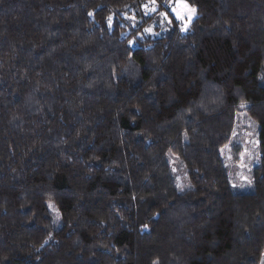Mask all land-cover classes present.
<instances>
[{
	"label": "trees",
	"instance_id": "trees-1",
	"mask_svg": "<svg viewBox=\"0 0 264 264\" xmlns=\"http://www.w3.org/2000/svg\"><path fill=\"white\" fill-rule=\"evenodd\" d=\"M184 1L186 32L132 48L127 17L172 0H0V264H260L264 0ZM241 108L250 193L220 152Z\"/></svg>",
	"mask_w": 264,
	"mask_h": 264
},
{
	"label": "rangeland",
	"instance_id": "rangeland-1",
	"mask_svg": "<svg viewBox=\"0 0 264 264\" xmlns=\"http://www.w3.org/2000/svg\"><path fill=\"white\" fill-rule=\"evenodd\" d=\"M175 7H177V5L174 3V0H172L167 8L163 7L161 9L159 6H155V11H145L142 13L141 18H137L134 15L128 16L127 18L130 23L127 33H132V38L129 42L130 46L132 48L135 47L136 42L139 39L158 37L162 33L169 31L174 26L182 32V22L177 21L173 13V8ZM161 13H167L168 19L172 20V23H168V21L161 16ZM194 18L195 14L193 15L191 22L185 21V23H187V30ZM146 28H150L151 31L145 32L144 30ZM186 31H183L182 33ZM242 109L243 108H241V110L237 113L233 133L229 142L220 150L222 160L227 171L230 187L234 193H250L253 191L252 172L259 164L257 141L258 126ZM234 145H240L241 147L238 163H234L232 161L231 148ZM167 159L178 192L191 190L186 170L181 161L171 154H168ZM48 208L53 220H55L58 217L57 211L52 205H49ZM58 227L59 226L56 224V228ZM260 264H264V253Z\"/></svg>",
	"mask_w": 264,
	"mask_h": 264
},
{
	"label": "snow or ice",
	"instance_id": "snow-or-ice-1",
	"mask_svg": "<svg viewBox=\"0 0 264 264\" xmlns=\"http://www.w3.org/2000/svg\"><path fill=\"white\" fill-rule=\"evenodd\" d=\"M151 3L155 4L156 0H151ZM174 3L177 5V7L173 8V13L175 15V18L177 21H181L182 22V26H181V31H186L187 30V23H185V21L187 22H191V20L193 19V15L196 13V9L195 8H190L185 2L184 0H174ZM147 7V6H145ZM156 9L153 8L152 11H155ZM89 15H92V13H89ZM161 16L164 17L165 20L168 21V23H172V20L168 19V14L167 13H161ZM112 23V18L109 17V25L111 26ZM145 32H150L151 29L150 28H146L144 30ZM244 104H241V107H243Z\"/></svg>",
	"mask_w": 264,
	"mask_h": 264
}]
</instances>
